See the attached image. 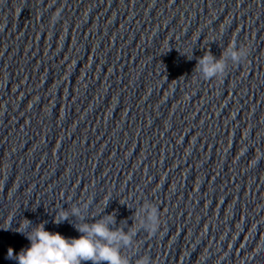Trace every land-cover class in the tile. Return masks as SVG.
<instances>
[{
  "label": "water",
  "instance_id": "95a60500",
  "mask_svg": "<svg viewBox=\"0 0 264 264\" xmlns=\"http://www.w3.org/2000/svg\"><path fill=\"white\" fill-rule=\"evenodd\" d=\"M264 67V0H0V264H123Z\"/></svg>",
  "mask_w": 264,
  "mask_h": 264
}]
</instances>
